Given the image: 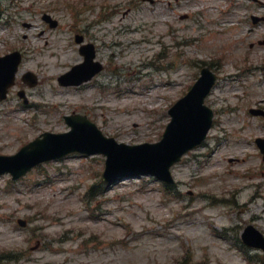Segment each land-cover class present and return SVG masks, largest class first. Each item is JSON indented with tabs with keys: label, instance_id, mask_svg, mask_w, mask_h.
<instances>
[{
	"label": "rangeland",
	"instance_id": "1",
	"mask_svg": "<svg viewBox=\"0 0 264 264\" xmlns=\"http://www.w3.org/2000/svg\"><path fill=\"white\" fill-rule=\"evenodd\" d=\"M76 33L104 67L61 86L83 60ZM13 50L0 154L67 131L71 113L118 142L157 141L201 67L217 80L205 99L212 126L171 167L169 188L149 175L101 182L104 156L77 152L17 180L0 174V264H264L241 238L248 224L264 234V117L249 112L264 109V0H0V55Z\"/></svg>",
	"mask_w": 264,
	"mask_h": 264
},
{
	"label": "water",
	"instance_id": "2",
	"mask_svg": "<svg viewBox=\"0 0 264 264\" xmlns=\"http://www.w3.org/2000/svg\"><path fill=\"white\" fill-rule=\"evenodd\" d=\"M15 55L9 71H4L3 62L6 63L12 55L0 58V99L5 96L7 87L13 82V74L19 61V55ZM93 55L92 51L87 52L85 61L62 75L60 83L79 84L89 79L100 69L98 63L92 62ZM201 73L188 93L170 108L171 120L159 142L135 146L117 144L112 138L103 137L86 117L75 115L67 117L72 125L70 132L44 133L43 139L28 143L14 155H0V173L9 171L13 178H17L40 161L62 156L71 150H80L87 153L101 152L107 156L103 173L105 180L123 175L150 173L171 182L170 165L185 151L200 143L211 125L212 111L203 104V100L215 76L206 68ZM66 76L72 79H65ZM249 234L253 236L252 244L264 250V237L252 226L245 230V241Z\"/></svg>",
	"mask_w": 264,
	"mask_h": 264
},
{
	"label": "bare ground",
	"instance_id": "3",
	"mask_svg": "<svg viewBox=\"0 0 264 264\" xmlns=\"http://www.w3.org/2000/svg\"><path fill=\"white\" fill-rule=\"evenodd\" d=\"M225 36H222L220 39L224 38Z\"/></svg>",
	"mask_w": 264,
	"mask_h": 264
}]
</instances>
